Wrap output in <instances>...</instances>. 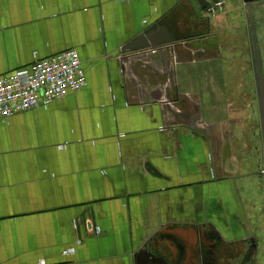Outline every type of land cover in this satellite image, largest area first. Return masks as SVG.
Here are the masks:
<instances>
[{"label":"crops","instance_id":"obj_1","mask_svg":"<svg viewBox=\"0 0 264 264\" xmlns=\"http://www.w3.org/2000/svg\"><path fill=\"white\" fill-rule=\"evenodd\" d=\"M230 6L0 0V78L70 49L86 77L0 121V264H264L252 76L228 50L242 24ZM145 31L176 41L123 54Z\"/></svg>","mask_w":264,"mask_h":264},{"label":"built area","instance_id":"obj_2","mask_svg":"<svg viewBox=\"0 0 264 264\" xmlns=\"http://www.w3.org/2000/svg\"><path fill=\"white\" fill-rule=\"evenodd\" d=\"M222 6L223 2H214L207 7L206 12L214 13ZM79 59L77 50L70 49L51 58L36 60L1 77L0 121L47 106L69 92L80 91L86 85V77Z\"/></svg>","mask_w":264,"mask_h":264},{"label":"flooded vegetation","instance_id":"obj_3","mask_svg":"<svg viewBox=\"0 0 264 264\" xmlns=\"http://www.w3.org/2000/svg\"><path fill=\"white\" fill-rule=\"evenodd\" d=\"M251 1L249 4H251L248 7V4L245 3L244 0H242L243 5V13L245 17V21H241L243 24L245 22L246 24V35L248 40V52L249 54V67L252 71L251 73V80L253 81V90H252V96H253V104L252 109L253 113L255 115V119L258 124V131L256 140H259V145L261 149V162H262V168H263V178H264V126L262 124V110L261 105H264V0H249ZM252 34H255L256 37V44H253ZM256 55H258V59L261 63V83L258 85L257 83V77L258 73L256 70ZM252 87V86H251ZM261 87V96L258 93V88ZM261 102V103H260ZM261 104V105H260ZM259 134V135H258ZM264 189V183L263 187ZM264 193V192H263Z\"/></svg>","mask_w":264,"mask_h":264},{"label":"rangeland","instance_id":"obj_4","mask_svg":"<svg viewBox=\"0 0 264 264\" xmlns=\"http://www.w3.org/2000/svg\"><path fill=\"white\" fill-rule=\"evenodd\" d=\"M231 2V11L233 10V13L236 14L233 16V18H236L238 20H241L242 22L245 21V17H244V13H243V5H242V0H230ZM212 5V4H210ZM224 5V2H223ZM207 9V7H206ZM205 9V15L206 16H212L214 15L216 12L214 13H208L206 12ZM208 11V10H207ZM240 16H238V15ZM232 18V17H231ZM232 20V19H231ZM239 22V21H238ZM233 23V21H232ZM237 25V24H236ZM234 27V29L232 28H227L226 29V41L227 43H229L230 45L234 44V47H229L228 50L230 52H232V55L234 56V59H239V55L236 53H244L246 55V57L249 59V54H247L248 50V40H247V33H246V24L245 22L243 24H240V26H232ZM231 30H233L231 32ZM242 32V34H241ZM232 42V43H231ZM214 46V45H213ZM211 50H209L208 55L214 56L213 52H210ZM240 53V54H241ZM233 58V57H232ZM240 60V59H239ZM250 63V60H249ZM252 73V71H251ZM251 88L253 90V81L251 82ZM246 95V94H245ZM246 99L249 100V97L246 96ZM250 102L253 104V96L250 99ZM252 109V108H250ZM255 115L254 113H252L251 110V115L248 116L247 121H246V127H245V142L247 143L246 145L247 147V153L250 154V162L252 164V170L254 169L255 171H257L258 173H260L261 178L263 179V183H264V178H263V168H262V162H261V149H260V143L259 140H256L255 137H257V132L258 131V124L255 121ZM259 135V134H258ZM253 170V171H254ZM261 183V184H263Z\"/></svg>","mask_w":264,"mask_h":264},{"label":"water","instance_id":"obj_5","mask_svg":"<svg viewBox=\"0 0 264 264\" xmlns=\"http://www.w3.org/2000/svg\"><path fill=\"white\" fill-rule=\"evenodd\" d=\"M246 4H248V7L251 5L249 4L251 1L249 0H244ZM256 37L255 34H252V39L253 40V44H256ZM176 41V39L173 38V36H171L168 33H160L157 31H145L143 34H141L139 37H137L135 40H133L131 43H129V45H126L123 49H122V53L126 54V53H134V52H139V51H144V50H149V49H154L157 47H161L164 45H169L171 43H174ZM258 57V55H256V58ZM256 64V70L258 73V77H257V83L258 85H260L261 81V63L260 60L257 58L255 61ZM261 87L258 88V93L261 96ZM261 103V102H260ZM261 105V104H260ZM261 110H262V124L264 126V105L262 104L261 106Z\"/></svg>","mask_w":264,"mask_h":264}]
</instances>
